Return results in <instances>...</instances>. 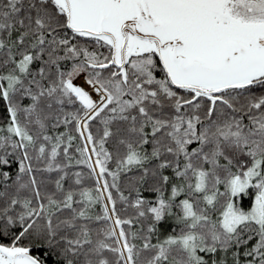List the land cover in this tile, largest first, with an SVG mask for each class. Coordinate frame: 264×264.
Here are the masks:
<instances>
[{
    "label": "snow or ice",
    "instance_id": "6c2138e0",
    "mask_svg": "<svg viewBox=\"0 0 264 264\" xmlns=\"http://www.w3.org/2000/svg\"><path fill=\"white\" fill-rule=\"evenodd\" d=\"M0 264H264V0H0Z\"/></svg>",
    "mask_w": 264,
    "mask_h": 264
},
{
    "label": "trees",
    "instance_id": "16d2710c",
    "mask_svg": "<svg viewBox=\"0 0 264 264\" xmlns=\"http://www.w3.org/2000/svg\"><path fill=\"white\" fill-rule=\"evenodd\" d=\"M79 82V81H78ZM239 198L242 199V206L247 209L250 206L252 197L251 195H242ZM238 199V198H237Z\"/></svg>",
    "mask_w": 264,
    "mask_h": 264
},
{
    "label": "rangeland",
    "instance_id": "374dc122",
    "mask_svg": "<svg viewBox=\"0 0 264 264\" xmlns=\"http://www.w3.org/2000/svg\"><path fill=\"white\" fill-rule=\"evenodd\" d=\"M237 198H236V203L242 206V199L239 197H237Z\"/></svg>",
    "mask_w": 264,
    "mask_h": 264
}]
</instances>
